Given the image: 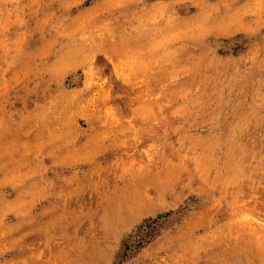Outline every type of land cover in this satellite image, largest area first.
<instances>
[{
    "label": "rangeland",
    "instance_id": "1",
    "mask_svg": "<svg viewBox=\"0 0 264 264\" xmlns=\"http://www.w3.org/2000/svg\"><path fill=\"white\" fill-rule=\"evenodd\" d=\"M0 264H264V0H0Z\"/></svg>",
    "mask_w": 264,
    "mask_h": 264
},
{
    "label": "bare ground",
    "instance_id": "2",
    "mask_svg": "<svg viewBox=\"0 0 264 264\" xmlns=\"http://www.w3.org/2000/svg\"><path fill=\"white\" fill-rule=\"evenodd\" d=\"M221 108V107H220Z\"/></svg>",
    "mask_w": 264,
    "mask_h": 264
}]
</instances>
